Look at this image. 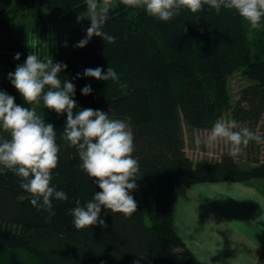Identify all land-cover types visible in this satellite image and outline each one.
Here are the masks:
<instances>
[{"label":"trees","instance_id":"16d2710c","mask_svg":"<svg viewBox=\"0 0 264 264\" xmlns=\"http://www.w3.org/2000/svg\"><path fill=\"white\" fill-rule=\"evenodd\" d=\"M37 2L50 12L72 11L67 17L36 18L38 25L55 33L67 18L75 20L87 12L85 0ZM117 4L103 26L115 43L94 35L86 46L75 47L86 36L91 23L86 20L78 27L77 39L60 52L46 50L30 30L19 34L14 23L26 9L23 2L0 0V90L23 107H35L25 103L8 73L31 52L41 60L52 52L54 63L67 65L59 79L75 84L74 114L91 107L109 112L110 118L127 119L134 135L133 156L146 184L141 197L135 190L130 193L137 202L130 218L102 208L105 227L77 230L71 209L77 200L83 206L101 189L79 168L76 149L60 139L66 113L58 116L41 101L37 114L54 125L60 145L51 185L68 199L53 200L51 213L37 210L30 203L31 194L21 188V178L0 172V264H134L137 260L139 264H201L174 227L176 187L219 181L254 184L264 178V161L257 157L242 165L225 151L215 160H193L184 139L185 127L211 129L227 113L236 121L261 120L264 18L261 29L255 30L235 10L222 8L217 13L205 6L197 13L182 9L165 22L143 8H128L119 0ZM16 53L21 54L19 60L14 59ZM89 67H112L119 80L84 77ZM237 72L248 83L234 100L229 85ZM85 85H91V94H81ZM261 190L264 193V187Z\"/></svg>","mask_w":264,"mask_h":264},{"label":"clouds","instance_id":"9594fccd","mask_svg":"<svg viewBox=\"0 0 264 264\" xmlns=\"http://www.w3.org/2000/svg\"><path fill=\"white\" fill-rule=\"evenodd\" d=\"M119 4L132 9L143 8L148 15L165 22L178 16L182 9L197 13L205 6L217 13L222 8L235 10L252 29H259L264 18V0H119ZM85 5L87 15H80L78 22L87 17L91 23L86 36L74 46H86L94 35L102 37L106 43H115V37L103 31V26L110 11L119 6L117 0H85ZM20 55L16 53L14 59L19 60ZM66 68V64L54 63L51 57L41 60L31 52L23 64L8 73V79L25 103L39 105L42 101L44 108L54 110L58 116L66 113L60 139L76 149L81 161L79 168L101 189L83 206L76 201L71 209L74 227L77 230L96 225L105 227L102 208L126 218L137 211V202L130 194L138 187L137 179L141 176L139 161L133 156L134 135L126 122L110 118L109 112L84 107L74 114L77 106L73 99L75 84L68 80L62 82L58 75ZM80 75L77 73L78 77ZM83 76L103 81L119 80L112 67L106 70L89 67L84 69ZM91 92V85L81 89L82 95ZM0 133L7 134H0V172L10 171L20 177L21 188L31 194V205L51 213L53 200L68 199L64 191L51 185L60 152L54 125L46 123L35 107H23L15 102L13 95L0 90ZM261 139L234 119H218L197 143L212 149L223 141L229 145L227 155L235 158L251 141L260 143ZM134 264H139V260Z\"/></svg>","mask_w":264,"mask_h":264},{"label":"crops","instance_id":"0c3cea01","mask_svg":"<svg viewBox=\"0 0 264 264\" xmlns=\"http://www.w3.org/2000/svg\"><path fill=\"white\" fill-rule=\"evenodd\" d=\"M263 187L264 178L176 187L174 227L201 264H264Z\"/></svg>","mask_w":264,"mask_h":264},{"label":"rangeland","instance_id":"374dc122","mask_svg":"<svg viewBox=\"0 0 264 264\" xmlns=\"http://www.w3.org/2000/svg\"><path fill=\"white\" fill-rule=\"evenodd\" d=\"M15 1L17 3L23 2L26 5V9L24 13H22L19 19L14 23L15 28L17 29V31L21 36H24L26 32L30 30L31 31L30 34H33V37L39 38L44 42V48H46V50L47 49L52 50L54 48H58L57 49L58 51L60 52L63 51L67 43H70L71 40L77 39V30L80 23L85 22L86 20H90V18L85 17L83 19H80L78 22V18L71 21H69L70 19L67 18L66 23L62 24L63 25L62 29H58L59 31L55 33L54 29L43 28L40 25H38V22L40 21L36 22V18H39L38 16L48 17V18L55 16L67 17V16H71L72 11L50 12L46 9L41 8L38 5L37 0H15ZM85 15H87V12L83 14V16ZM259 29H261V27ZM0 32H1V28H0ZM49 53L50 54H48V57L52 58L53 57L52 52ZM247 83L248 81L245 78H243L242 75L238 72L231 77L229 87L234 100L238 98V93L240 89L243 86H245ZM35 107L38 110V112H41L40 109L37 107V105H35ZM45 114L43 113V115ZM112 119H119L126 122L130 130V126L127 119L120 117H115ZM221 119L225 121L233 120L231 115L228 113L223 115ZM237 122L241 127L249 128V130L260 135L262 138L260 143L251 141L247 146V148L241 154L236 156L238 162L241 163L242 165L250 164V162L253 161L254 158L256 157L264 161V114L261 120L257 124H253L248 121H243V122L237 121ZM210 130L211 129H193V128L191 129L185 127V134H184L185 150L188 156L193 160H198L202 158L204 159L206 158L208 160H215L220 158L223 152L229 150V145H226L223 141H220L212 149L206 148L202 143L200 144L197 143V140L208 134ZM253 182L258 183V180H255ZM137 185L138 187L135 189V191L138 194V196L141 197V194L146 187V184L141 177L137 179Z\"/></svg>","mask_w":264,"mask_h":264}]
</instances>
